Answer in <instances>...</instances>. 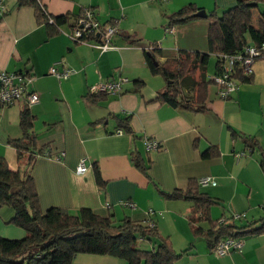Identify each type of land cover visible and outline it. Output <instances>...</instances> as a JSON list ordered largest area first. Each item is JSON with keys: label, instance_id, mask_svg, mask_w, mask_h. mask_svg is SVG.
<instances>
[{"label": "crops", "instance_id": "0c3cea01", "mask_svg": "<svg viewBox=\"0 0 264 264\" xmlns=\"http://www.w3.org/2000/svg\"><path fill=\"white\" fill-rule=\"evenodd\" d=\"M237 1L38 0L51 16L67 17L59 32L47 36L31 6L4 0L0 71L31 80L26 91L38 96V103L28 107L34 118L33 132L37 146L49 154L37 156L30 167L42 212L59 207L77 215L88 208L115 220L129 217L153 225L175 252L188 248L176 264H264V232L241 236L239 251L218 257L202 237L191 233L192 203L167 199L160 193L185 190L190 180L209 177L214 186H199L216 201L210 209L211 219L240 227L264 218L260 153L230 137L232 129L254 138L264 155V58L253 63L251 81L239 83L228 98L221 99L217 86H209L205 110L196 113L151 101L165 91L166 83L150 72L144 57V50L153 46L160 53L159 64L176 58L181 50L207 53L209 20L170 26L168 16L188 5L206 15L212 11L220 15ZM256 1L254 16L264 12V0ZM84 9H90L99 22L115 25L113 48L101 52L91 43L68 38ZM57 62L72 70L67 79L49 75L48 69ZM206 69L201 68V75L207 76ZM214 74L213 68L207 77ZM120 80L118 94L87 100L91 86ZM25 106L24 100L0 105V157L9 170L20 173L27 168L26 162L17 159L8 141L21 136L20 112ZM127 117L131 132L118 133L120 120ZM145 138L156 141L158 150L147 151ZM210 146L217 148L218 155L203 158ZM132 155L141 159L147 175L135 168ZM81 160L86 172L77 174ZM93 164L105 182L103 191L95 185ZM236 214L244 217L235 218ZM12 216L10 208H0V236L22 239L24 231L8 223ZM72 264L127 263L108 255L78 254Z\"/></svg>", "mask_w": 264, "mask_h": 264}, {"label": "trees", "instance_id": "16d2710c", "mask_svg": "<svg viewBox=\"0 0 264 264\" xmlns=\"http://www.w3.org/2000/svg\"><path fill=\"white\" fill-rule=\"evenodd\" d=\"M17 1L19 5L33 8L35 20L39 25L45 26L47 36L59 32L67 22L66 16H51L38 0ZM257 6L256 0H238L233 7L220 15L215 11L205 14L203 18L209 20L207 53L181 50L176 58L159 64L157 58L160 53L154 46L144 50L150 72L160 76L166 83L165 91L158 93L151 101L175 109L203 112L208 88L214 85L211 78L220 72L225 55H239L245 48L253 47L256 51L253 63L264 58V12L258 11V15L254 16L253 11ZM198 11L200 10L195 6L188 5L168 16L169 25H182L200 19L194 16ZM92 15L96 19L93 12ZM113 36L110 38L112 45ZM81 40L101 41L100 36L92 33L90 28L85 31ZM210 56L215 58V74L208 78L201 75L200 70L207 66ZM242 71L241 64L235 62L231 78L237 86L239 83L251 81L252 74L244 75ZM106 95L89 93L86 97L88 101L95 102ZM33 120L28 107L25 106L20 112L21 136L8 141L15 149L17 159H24L27 168L22 173L13 172L0 157V208H10L13 216L8 223L25 233L22 239L17 240L0 236V264H72L78 254L108 255L124 260L127 264H176L179 261L188 248L175 252L169 239L161 235L153 225H143L129 217L115 220L112 215L100 216L88 208L80 209L77 215L59 207L42 212L39 209L30 167L37 156L49 154L43 146H37ZM119 131L131 132L129 117L120 120ZM230 137L232 140L240 139L246 148L260 153L259 165L264 174V155L258 142L254 138H245L232 129ZM202 154L203 158L217 156L218 150L215 146H210ZM131 161L135 168L147 175V169L139 157L132 155ZM92 168L95 185L98 190L103 191L105 182L101 178L99 168L96 164H93ZM160 193L167 199H182L192 203L188 215L191 233L194 237H202L212 252L217 243L228 236L242 238L243 235L264 232V218L240 227H235L223 219H211L210 209L216 201L200 189L196 180H190L185 190ZM257 223L259 226L255 227ZM206 224L209 227L203 228L202 225Z\"/></svg>", "mask_w": 264, "mask_h": 264}, {"label": "built area", "instance_id": "2783aa9c", "mask_svg": "<svg viewBox=\"0 0 264 264\" xmlns=\"http://www.w3.org/2000/svg\"><path fill=\"white\" fill-rule=\"evenodd\" d=\"M156 2H167L169 0H154ZM6 8L4 5V0H0V16L5 14ZM90 28L92 33H96L100 36L101 41L95 42L91 41L94 47L104 52L108 49L113 48L110 43V38L113 36L117 29L115 25L105 24L101 25L99 21L93 18L91 10H84L82 17L78 20L77 25L71 29L70 33L67 34L68 38L75 43H82V35L85 31ZM256 54L255 48L247 47L244 49L243 53L239 55H225L223 57L224 63L217 75H214L211 79L214 85L218 88V96L221 99H226L228 96L237 88V85L232 81L231 70L235 62H238L243 67L244 75L252 74L253 56ZM56 65H61L62 69L58 70ZM49 75L56 77L58 80H65L71 74L72 70L65 67L62 62H57L53 64L48 69ZM31 80L28 77H24L21 74H16L13 72L0 71V105H10L17 101L24 100L27 107L33 106L38 103V96L34 92L26 91V84ZM121 80L120 81H108L105 83L98 84L96 86H91L89 88V93H103L115 95L120 92ZM120 133V131H117ZM145 149L147 151H157L159 144L156 141L149 140L145 138L143 140ZM241 154H238L239 156ZM86 172V167L81 160L78 167L76 168L77 174H83ZM201 187L208 185L214 186L216 183L211 178H201L198 181ZM131 205V204H127ZM132 206V205H131ZM243 215L236 214L235 218H243ZM242 239L235 236H228L220 240L217 245L213 248V253L218 257H223L227 254L237 252L242 247Z\"/></svg>", "mask_w": 264, "mask_h": 264}, {"label": "rangeland", "instance_id": "374dc122", "mask_svg": "<svg viewBox=\"0 0 264 264\" xmlns=\"http://www.w3.org/2000/svg\"><path fill=\"white\" fill-rule=\"evenodd\" d=\"M214 62H215V58L210 57L208 65H207V69H206L207 76H210V74L213 72Z\"/></svg>", "mask_w": 264, "mask_h": 264}, {"label": "water", "instance_id": "95a60500", "mask_svg": "<svg viewBox=\"0 0 264 264\" xmlns=\"http://www.w3.org/2000/svg\"><path fill=\"white\" fill-rule=\"evenodd\" d=\"M194 16L199 17V18H203V17H205V12L203 10H200L196 14H194Z\"/></svg>", "mask_w": 264, "mask_h": 264}]
</instances>
